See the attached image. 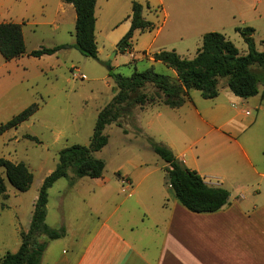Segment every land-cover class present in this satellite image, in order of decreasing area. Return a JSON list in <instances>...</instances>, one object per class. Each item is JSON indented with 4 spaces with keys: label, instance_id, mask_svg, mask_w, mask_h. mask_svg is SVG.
Wrapping results in <instances>:
<instances>
[{
    "label": "rangeland",
    "instance_id": "1",
    "mask_svg": "<svg viewBox=\"0 0 264 264\" xmlns=\"http://www.w3.org/2000/svg\"><path fill=\"white\" fill-rule=\"evenodd\" d=\"M134 1L144 6V18L155 28L136 32L132 49L123 53L117 44L130 28L127 18ZM57 3L58 0H0V23L21 24L26 42V53L19 60L7 62L0 55V75L5 76L0 78L5 88L0 125L29 106L38 105L29 120L0 137V159L24 163L34 176L27 192H18L6 180V193L0 195V259L18 251L21 233L29 229L40 187L57 167L60 151L73 145H90L98 115L117 91L116 75L130 77L153 66L156 72L175 78V71L154 61L153 55L175 50L182 58L193 59L208 32L224 34L241 54H246L247 45L237 29L251 27L256 48L264 51V0H99L97 59L83 56L74 47L32 57L30 53L41 48L76 44L75 10L63 13ZM219 85H226V80ZM145 92L154 97L155 89L147 86ZM191 97L200 109L213 101L204 99L197 90L191 91ZM188 105L184 110H173L155 99L154 103L133 107L130 115L119 120L120 126H107L104 133L108 144L93 154L105 163L103 176L80 178L70 169L68 177L58 180L49 190L48 225L59 228L66 222L72 235L81 229L89 234L99 209L118 216L130 214L126 177L136 182L144 168L157 169L159 181L167 185L168 165L153 151L152 140L173 144L177 156L185 153L189 164L196 161L202 171L221 166L225 145L208 146L203 140L208 126ZM254 115L255 112L252 117H242L250 120ZM261 119L255 129L264 142V118L263 124ZM171 195L175 197L172 190Z\"/></svg>",
    "mask_w": 264,
    "mask_h": 264
},
{
    "label": "crops",
    "instance_id": "2",
    "mask_svg": "<svg viewBox=\"0 0 264 264\" xmlns=\"http://www.w3.org/2000/svg\"><path fill=\"white\" fill-rule=\"evenodd\" d=\"M57 4L63 13L75 10L73 3L65 0ZM73 16L76 21V11ZM263 85L257 96L247 99L234 95L227 83L219 85L218 96L201 109L193 103L190 92L182 107L172 108L184 110L188 103L194 108L199 121L208 126L203 139L208 146L225 145L221 166L202 171L196 161L189 164L185 153L177 156L173 144L161 143L182 167L197 171L209 186L226 189L230 193L228 205L213 213H193L159 181L157 169L144 168L136 182L126 177L130 214L118 216L99 209L89 234L78 229L72 235L70 225L62 222L58 227L65 226L67 234L49 242L41 264H264V142L255 129L261 117L263 124ZM3 86L0 80L1 104ZM254 112L250 120L242 117H252Z\"/></svg>",
    "mask_w": 264,
    "mask_h": 264
},
{
    "label": "trees",
    "instance_id": "3",
    "mask_svg": "<svg viewBox=\"0 0 264 264\" xmlns=\"http://www.w3.org/2000/svg\"><path fill=\"white\" fill-rule=\"evenodd\" d=\"M65 1L73 3L75 7L76 44L41 48L32 51L30 55L41 58L74 47L83 56L97 59V0ZM143 11L144 6L134 1L131 15L128 17L131 20L130 29L117 44L121 52L132 49L136 32L154 30V24L144 18ZM237 31L247 45L246 54H241L224 34L208 32L204 34L202 46L193 59L182 58L175 50H163L153 55L154 61L162 62L175 71V78L156 72L153 66L143 72H135L130 77L116 75L117 91L112 101L99 113L90 145H73L60 151L57 167L44 179L40 187L29 229L21 233L18 251L7 253L0 259V264H41L49 242L66 236L65 226L53 228L46 222L49 190L58 180L67 178L70 169L80 178H101L105 163L93 154L108 144L109 138L104 133L106 127L113 123L120 126L119 120L130 115L133 107L154 103L156 99L170 108H180L190 99L192 90L199 91L204 99H214L219 94L222 79L226 80L228 87L237 97L247 99L257 96L259 86L264 84V51L256 48L253 28H238ZM262 43L264 44V41ZM25 53L26 42L22 25L12 22L0 23V55L4 60L8 62L18 59ZM147 86L155 89L154 97L145 92ZM37 109L38 105L33 104L1 124L0 137L29 120ZM26 138L36 140L31 136ZM151 145L153 151L168 165L167 185L187 210L193 213H213L228 205L230 193L226 189L209 186L197 171L182 167L174 153L166 146L153 140ZM6 180L18 192H27L32 186L34 176L24 163L0 159V195L3 196L7 190ZM42 238L45 240L42 241Z\"/></svg>",
    "mask_w": 264,
    "mask_h": 264
},
{
    "label": "water",
    "instance_id": "4",
    "mask_svg": "<svg viewBox=\"0 0 264 264\" xmlns=\"http://www.w3.org/2000/svg\"><path fill=\"white\" fill-rule=\"evenodd\" d=\"M120 177V176H119Z\"/></svg>",
    "mask_w": 264,
    "mask_h": 264
}]
</instances>
